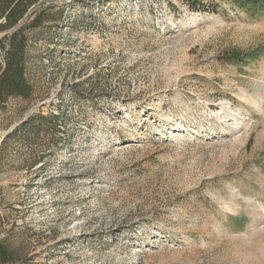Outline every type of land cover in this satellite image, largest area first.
<instances>
[{
    "label": "rangeland",
    "instance_id": "obj_1",
    "mask_svg": "<svg viewBox=\"0 0 264 264\" xmlns=\"http://www.w3.org/2000/svg\"><path fill=\"white\" fill-rule=\"evenodd\" d=\"M41 8L34 94L0 109L3 236L32 264H264V5Z\"/></svg>",
    "mask_w": 264,
    "mask_h": 264
},
{
    "label": "trees",
    "instance_id": "obj_2",
    "mask_svg": "<svg viewBox=\"0 0 264 264\" xmlns=\"http://www.w3.org/2000/svg\"><path fill=\"white\" fill-rule=\"evenodd\" d=\"M225 1L234 2L245 11H256L264 5V0ZM38 2L39 0H0V109H4L6 102L11 98L27 100L34 94V88L26 78V59L30 43L29 32L42 26L46 20L47 9L33 10ZM257 56L258 50L253 49L245 53L243 59ZM235 57L238 56L230 58L234 60ZM50 115L52 120L57 118L55 114ZM47 120V116L38 113L30 120L22 121L19 129L30 130L33 135L29 136L33 137ZM47 127L50 130L49 124ZM24 130L23 134H25ZM16 131L17 129L8 132L5 139ZM38 162L39 159L33 161L32 166L37 165ZM229 219L235 228L240 229L241 224L238 225L236 217L231 216ZM4 222L0 214V264H32V258L28 256L27 251L29 242L25 239L15 242L10 237L3 236Z\"/></svg>",
    "mask_w": 264,
    "mask_h": 264
}]
</instances>
